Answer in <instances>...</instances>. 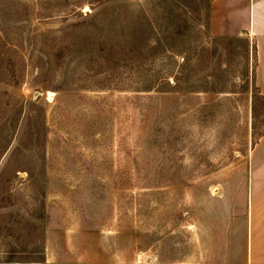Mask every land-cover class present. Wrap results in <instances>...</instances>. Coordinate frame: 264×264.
<instances>
[{"label":"rangeland","instance_id":"rangeland-1","mask_svg":"<svg viewBox=\"0 0 264 264\" xmlns=\"http://www.w3.org/2000/svg\"><path fill=\"white\" fill-rule=\"evenodd\" d=\"M211 3L0 0V264L222 255L264 100Z\"/></svg>","mask_w":264,"mask_h":264},{"label":"crops","instance_id":"crops-1","mask_svg":"<svg viewBox=\"0 0 264 264\" xmlns=\"http://www.w3.org/2000/svg\"><path fill=\"white\" fill-rule=\"evenodd\" d=\"M210 30L214 35L243 34L253 40L255 85L264 95V0H212ZM249 165L244 209L238 217L239 225L225 228L222 255L176 264H264V160ZM66 254L54 252L47 241L44 263L91 264L72 261L70 252Z\"/></svg>","mask_w":264,"mask_h":264},{"label":"built area","instance_id":"built-area-1","mask_svg":"<svg viewBox=\"0 0 264 264\" xmlns=\"http://www.w3.org/2000/svg\"><path fill=\"white\" fill-rule=\"evenodd\" d=\"M141 254L136 255V260L132 264H144V262L141 261Z\"/></svg>","mask_w":264,"mask_h":264},{"label":"trees","instance_id":"trees-1","mask_svg":"<svg viewBox=\"0 0 264 264\" xmlns=\"http://www.w3.org/2000/svg\"><path fill=\"white\" fill-rule=\"evenodd\" d=\"M255 60H256V57H255ZM256 98H259V99H261V100H264V95H262V94H260V93L258 92Z\"/></svg>","mask_w":264,"mask_h":264}]
</instances>
